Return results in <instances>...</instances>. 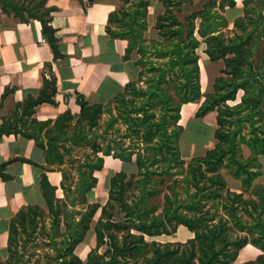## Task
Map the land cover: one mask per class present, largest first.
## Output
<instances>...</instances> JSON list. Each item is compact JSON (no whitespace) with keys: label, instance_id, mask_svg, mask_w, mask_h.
Instances as JSON below:
<instances>
[{"label":"trees","instance_id":"obj_1","mask_svg":"<svg viewBox=\"0 0 264 264\" xmlns=\"http://www.w3.org/2000/svg\"><path fill=\"white\" fill-rule=\"evenodd\" d=\"M119 2L120 8L109 14L106 33L127 42L123 59L139 56L138 77L105 106H89L77 96L81 110L75 121L65 113L52 126L30 122L37 129L24 137L34 139L45 151L47 164L58 168L67 164L61 169L64 200H56L55 189L41 181L48 216L38 207L21 209L11 220L8 257L0 264H83L75 250L90 229L95 246L84 264H231L248 244L262 255L247 264H264V186L255 182L260 176L257 157L264 154V0H241L242 15L236 12L231 18L227 11L241 13L237 0H203L183 22L177 15L184 5L194 6V0ZM153 2L159 7L153 9L155 22L150 30ZM44 4L42 0H0V11L21 21H26V12L28 18L38 20L56 57L55 33ZM201 45L209 62L222 63L206 94L199 83ZM239 92V103L231 105ZM55 93V80L45 79L39 97L26 102L23 114L30 116L38 105L51 103ZM201 98L194 116L202 119L216 112L215 145L186 164L179 147L180 110ZM103 116L108 118L101 128ZM118 125L125 127L121 137L116 136ZM12 130L0 129V137ZM66 141L87 151L73 159V149L60 144ZM243 146L249 150L247 158L242 155ZM108 156L123 163L134 161L136 173L114 172L106 203L87 204L85 195L97 184L94 173L103 170V157ZM221 169L239 181V192L228 187ZM76 205L86 208L75 210ZM178 226L194 234L185 246L145 242L146 237L169 234ZM102 247L105 251L100 254ZM27 252L30 257L25 260Z\"/></svg>","mask_w":264,"mask_h":264},{"label":"crops","instance_id":"obj_2","mask_svg":"<svg viewBox=\"0 0 264 264\" xmlns=\"http://www.w3.org/2000/svg\"><path fill=\"white\" fill-rule=\"evenodd\" d=\"M42 1L45 2L44 10L50 11L49 26L55 33L58 53L56 57L41 34L38 20L28 18L26 12H23L26 21H21L11 13L4 14L0 11V129H13L11 133H3L0 137V173L4 177L0 175L1 262H5L8 257L6 249L11 220L21 209L38 207L48 216L41 181L45 179L55 189V198L64 200L61 169L67 168V164L59 168L47 164L45 151L36 145L34 139L24 137L33 130L30 122L50 123L52 126L65 113H69L75 121L81 110L77 96L83 97L89 106H105L123 92L130 80L137 79L140 72V68L135 65L139 56L132 54L130 60L123 59L127 42L111 39L106 33L109 14L120 8L119 0H97L91 5L88 0ZM241 6V1L237 0V8L241 9ZM152 11L150 7L149 18ZM241 15L242 9L238 16ZM153 25L149 24L150 30ZM229 26H232V21ZM200 48V73L203 71L201 63H205L207 69H213V74L217 72L214 76L216 78L222 63L209 62L203 52L204 45ZM51 77L56 85V93L51 97V103L46 101L38 105L30 116L23 114L26 102L37 99L45 79L50 80ZM184 108L186 116L183 124H180ZM197 109L194 102L182 105L180 110L179 125L182 126L183 133L179 147L184 143L191 158L203 156L215 145V116L208 113L202 119H197L194 116ZM74 121L70 123L71 127ZM187 126L190 128L188 138L194 140L192 142L183 139ZM45 131L46 129L42 131V137ZM205 133L211 139V147L204 146ZM45 143L44 140L43 144ZM245 149L247 153L243 156L247 158L249 150L246 147ZM244 151L242 147V153ZM103 160V170L94 173L97 178L95 188L85 195L87 204L98 203L103 206L106 203L109 178L114 172L136 173L134 161L123 163L111 156L103 157ZM257 162L260 165V176L255 182L264 186V154L257 157ZM224 178L232 191L241 190L239 181L230 176ZM80 208L84 211L86 205H76L75 210ZM98 215L99 213L95 220ZM48 221L49 219L46 224ZM60 229L64 231L63 223L60 224ZM89 237L95 246L93 229H90L76 250L86 243L89 245Z\"/></svg>","mask_w":264,"mask_h":264},{"label":"rangeland","instance_id":"obj_3","mask_svg":"<svg viewBox=\"0 0 264 264\" xmlns=\"http://www.w3.org/2000/svg\"><path fill=\"white\" fill-rule=\"evenodd\" d=\"M238 1H241V0H238ZM202 3H203V0H194V6H189V4L184 5L182 13L177 15L178 19L181 22H183L185 16L189 15L190 12L192 10H194L195 8H199L202 5ZM155 7H159V5L156 2H153L152 5H151L152 10ZM236 12L240 13V11H237V9L233 10V11H227L226 12V16L228 18H231V17L234 16V14L235 15L237 14ZM151 15L152 16L149 18L148 23L150 25H153L154 22H155L154 21L155 14H154L153 11H152ZM197 23L198 22H196V24ZM228 30L229 31L232 30V26H229ZM198 54H199V58H200L202 56L201 55V48L198 50ZM201 64H202L201 66H202L203 71L200 73L199 83H200L201 93L202 94H206L208 91H210V89L212 87V84L214 82V79H215L214 76L217 75V72H215L213 74L212 73L213 72L212 68L207 69L206 68L207 66H205V63H201ZM241 96H242V92H239L237 101L234 102V103H230V104L234 105V104L239 103V99H240ZM203 100H204V98H201L200 101L195 102V104L197 105V108L202 103ZM211 113L216 117V112H211ZM182 115H183V117H182L183 119L181 120L180 124H183V121H184L185 116H186L185 108L182 111ZM107 118H108L107 116H103L102 117V120L100 121L101 128L104 127L103 124L105 123ZM115 128H119V130H120V133L117 134L116 136L117 137H121L123 132H124V130H125V127L123 125H118V127L116 126ZM34 129H37V126H34L33 130ZM215 129H216V127H215ZM102 130L103 129H100L97 132L100 134L102 132ZM113 130L114 129H112L110 132L108 130L106 134L108 136L112 135ZM189 132H190V128H189V126H187L186 129H185L184 135H183V139L185 141L187 140L189 142H192L194 140H191L190 138H188ZM87 137H88V140H89V132H88ZM112 137H115V136H112ZM203 137L205 139V145L204 146L205 147H211V139H209V137L207 136L206 133L203 134ZM124 142H125L124 146H128L129 140L125 139ZM60 144H62L64 146V148H67V149L68 148L69 149L72 148L73 149V152H72V158L73 159L81 158L83 153L87 151V148H83L82 149L80 147L72 145L71 142H67L66 141V142L60 143ZM243 148H244L245 151H244V153H242V155L246 156L247 151H246L244 146H243ZM59 150H60V152H62V149H59ZM180 152H181V157H182L183 161L186 164H188L191 161V159H193V158H191L189 156V152H188V150H187V148H186L184 143L180 144ZM201 155H203V152H201ZM65 160H67V157H65ZM75 167L76 166H74L73 168H75ZM220 174L223 177L226 176L227 178H229V172L226 169H221ZM75 181H76L75 179L72 180V186L74 185ZM54 197H55V193H54ZM89 198H91V195H89ZM56 200H58V199L56 198ZM157 200H158L159 203H162V197L161 196H159ZM48 229H49V225L47 224L46 225V230H48ZM193 238H194V234L192 232L187 230L185 227L178 226V227L170 229L169 234L158 236V237H146L145 238V242L147 244H149V245L152 244V243H155V244H159V245H170V246L175 248V246H178V245H180V246L187 245L190 242V240H192ZM92 243L93 242L91 241V238H90L89 239V245H87V243H86V244H84L83 247H79L76 250V254L81 258L83 264L86 262V255L88 254L90 248L94 247V245H92ZM104 251H105V247H102L99 250V253L102 254ZM36 252L38 253V251H36ZM29 254H30V252H27V254L25 256V260H27L30 257ZM260 255H262V252L256 246H254L252 244H248L244 248H242V249H240L238 251L235 260L231 264H247V263L255 262L256 259ZM33 258H35V257H31V259H33Z\"/></svg>","mask_w":264,"mask_h":264},{"label":"bare ground","instance_id":"obj_4","mask_svg":"<svg viewBox=\"0 0 264 264\" xmlns=\"http://www.w3.org/2000/svg\"><path fill=\"white\" fill-rule=\"evenodd\" d=\"M181 120V119H180Z\"/></svg>","mask_w":264,"mask_h":264}]
</instances>
